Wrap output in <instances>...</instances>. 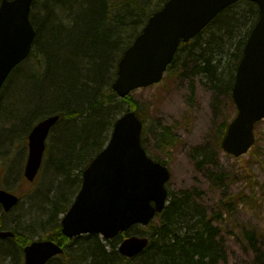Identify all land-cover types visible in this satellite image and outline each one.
Instances as JSON below:
<instances>
[{
    "label": "trees",
    "instance_id": "16d2710c",
    "mask_svg": "<svg viewBox=\"0 0 264 264\" xmlns=\"http://www.w3.org/2000/svg\"><path fill=\"white\" fill-rule=\"evenodd\" d=\"M165 2L33 1L30 19L36 35L31 53L11 70L0 90V112L8 113L9 107L14 113L0 120V144L8 143L10 148L15 136L21 139L47 115H58L59 119L49 135L52 150L44 161L41 177L29 184L31 189L26 193V199L33 198L34 203L29 212L42 217H37L38 222L33 218L27 221L24 216L15 219L12 214L16 215L18 205L8 213L0 209V229L15 234L0 239V264H22L23 247L34 237L53 240L65 248L63 255L46 264H56L57 258H61L58 264H218L227 259L220 227L215 224L218 214H208L186 189L168 190L163 210L148 225L131 227L133 234L149 238L143 251L131 258L116 250L125 233L109 240L98 234L68 239L60 231L58 216L73 201L81 186L83 168L105 146L115 119L127 109L138 113L137 104L129 102L130 94L119 98L111 85L123 51L147 18ZM257 16V5L249 0L224 7L196 36L179 44L167 76L180 74L190 64L191 72L204 79L217 96L233 103L237 64ZM20 80H24L23 94L17 89ZM5 103L8 107L2 108ZM228 119L229 115H222L211 145L193 150L191 158L196 159V167L212 161L222 150L220 140ZM152 137L160 150L172 147L177 139L168 125L155 130ZM44 180L47 182L42 190L39 185ZM231 202L225 204L230 206ZM9 213L13 219L6 223ZM243 236L251 249L255 247V231L244 228Z\"/></svg>",
    "mask_w": 264,
    "mask_h": 264
},
{
    "label": "water",
    "instance_id": "95a60500",
    "mask_svg": "<svg viewBox=\"0 0 264 264\" xmlns=\"http://www.w3.org/2000/svg\"><path fill=\"white\" fill-rule=\"evenodd\" d=\"M32 1L0 2V89L11 69L30 53L36 35L29 19ZM236 1L166 0L147 18L119 58L112 90L123 98L136 88L158 84L180 42H188L224 7ZM249 1L257 4L258 16L234 76L231 97L237 113L220 141L222 150L235 157L251 148L254 126L264 118V0ZM57 120L56 115L47 116L28 134L24 176L29 180L42 165L45 139ZM142 128L134 110L117 117L108 142L83 169L81 188L60 219V231L68 238L89 233L109 240L134 224L147 225L163 210L170 171L147 155L140 137ZM18 200L0 189L4 211ZM14 235L0 230V238ZM148 241L144 235L131 234L122 238L117 250L131 258L142 252ZM62 250L53 240H33L23 249L24 264H45Z\"/></svg>",
    "mask_w": 264,
    "mask_h": 264
},
{
    "label": "rangeland",
    "instance_id": "374dc122",
    "mask_svg": "<svg viewBox=\"0 0 264 264\" xmlns=\"http://www.w3.org/2000/svg\"><path fill=\"white\" fill-rule=\"evenodd\" d=\"M167 75L158 84L137 88L129 97L131 104H137L138 114L144 122V148L149 155L164 161L170 170L166 184L168 190L186 189L208 214H218L215 224L220 227L219 237L227 257L218 264H264V118L254 128L255 142L247 153L235 157L221 150L212 161L196 167V159L191 158L193 150L211 145L222 115H229L228 120H231L237 111L234 102L217 96L204 79L193 74L190 64L180 74ZM19 82L17 89L20 88L23 94L24 80ZM6 107L8 103L2 106ZM7 110L8 113L0 112V120L13 116L9 107ZM9 114L12 115L6 117ZM162 125L172 126L177 138L172 147L164 150L156 147L152 137ZM27 135H19V140L15 136L10 148L8 143L0 144L2 149L5 148L0 150V187L26 200L17 206L16 215L12 214L15 219L24 216L27 221L33 218L38 222L42 215L29 212L30 199H26V193L31 187L21 176L28 156ZM51 150L52 142L48 136L45 153L49 154ZM45 182L39 185L42 190ZM229 201L232 202L227 206L225 202ZM22 209L24 215L19 216ZM10 215L6 216L5 222L13 219L8 217ZM62 215L63 212L59 219ZM244 228L255 231L258 236L252 249L243 236ZM59 259L56 264L60 263Z\"/></svg>",
    "mask_w": 264,
    "mask_h": 264
},
{
    "label": "bare ground",
    "instance_id": "6f19581e",
    "mask_svg": "<svg viewBox=\"0 0 264 264\" xmlns=\"http://www.w3.org/2000/svg\"><path fill=\"white\" fill-rule=\"evenodd\" d=\"M47 116H51V115H47ZM56 116H58V115H56ZM225 135V134H224ZM4 151V150H3ZM34 203H33V198L32 199H30L29 200V206L30 205H33ZM22 215H24V212H23V209H22V212L20 213V216H22ZM5 222V221H4ZM7 223V222H6Z\"/></svg>",
    "mask_w": 264,
    "mask_h": 264
},
{
    "label": "flooded vegetation",
    "instance_id": "af4514ba",
    "mask_svg": "<svg viewBox=\"0 0 264 264\" xmlns=\"http://www.w3.org/2000/svg\"><path fill=\"white\" fill-rule=\"evenodd\" d=\"M0 178H1V177H0ZM0 209H1V204H0ZM55 258H56V257L54 256V257L51 258L50 260H53V259H55ZM50 260H49V261H50ZM49 261H48V262H49Z\"/></svg>",
    "mask_w": 264,
    "mask_h": 264
}]
</instances>
